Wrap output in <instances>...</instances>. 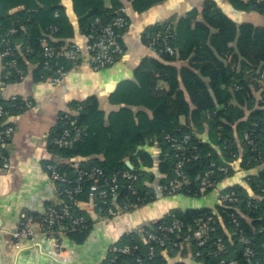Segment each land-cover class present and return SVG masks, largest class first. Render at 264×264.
<instances>
[{
	"label": "trees",
	"instance_id": "16d2710c",
	"mask_svg": "<svg viewBox=\"0 0 264 264\" xmlns=\"http://www.w3.org/2000/svg\"><path fill=\"white\" fill-rule=\"evenodd\" d=\"M166 1L0 0V55L8 53L0 56L2 81L19 83L28 74L29 65L35 67V82L54 78L57 67L72 71L81 60L62 58L57 66L46 68L51 61L45 57L44 47L61 51L77 35H100V29L110 24L122 8L130 6L135 14L142 15ZM221 1L245 19L234 20L216 0H203L199 10L173 14L143 29L141 43L152 48L157 59L144 58L134 68L133 80L119 82L105 97V102L118 108L107 119L101 110L102 101L95 96L72 102L70 111L59 115L51 137L53 156L67 160L103 156V161L81 162L84 170L97 168L102 175L96 177L97 182L94 178L84 179L83 192L77 195L79 202L88 201L91 186L103 188L117 176L121 184L119 198L126 197L137 208L153 204L160 195L152 187L155 176L151 169L156 167L161 176L157 187L162 197H170L163 188L174 178L176 164L181 161L190 184L176 196L200 199L211 195L210 189L204 194L199 191L201 179L209 170H213L212 180L219 184L222 194L236 195L229 203L217 197L219 204L214 208L171 209L142 231L122 237L114 245L128 246L131 251L126 255L108 252L103 264H138L137 259L142 264H166V255L188 253L194 264H264V0ZM126 20L125 28L116 29L123 36L130 24L128 16ZM167 47L172 54L165 50ZM123 50L125 53V46ZM1 104L11 115L28 108L20 98ZM65 115L82 134L70 148H58L54 139L64 128L73 127L71 122L65 125ZM169 139L180 142L182 148L175 150ZM147 148H156L158 159ZM236 162L241 171L255 173L243 184L227 185L235 175ZM53 163L74 180L67 165L50 160L44 163V169ZM220 168H226L227 174ZM124 171L137 176L135 194L119 176ZM73 214L83 215L86 222L83 228L65 233L63 240L80 245L91 234L94 221L84 212ZM208 218L213 230L205 245L199 247L197 241L187 240L196 230V223H205ZM173 220L183 224L181 231L163 233L158 229ZM147 232L165 237V246L145 244L142 238ZM241 238L250 241L252 256L243 255ZM218 240L224 250H219ZM150 246L154 247L152 258L148 257Z\"/></svg>",
	"mask_w": 264,
	"mask_h": 264
},
{
	"label": "crops",
	"instance_id": "0c3cea01",
	"mask_svg": "<svg viewBox=\"0 0 264 264\" xmlns=\"http://www.w3.org/2000/svg\"><path fill=\"white\" fill-rule=\"evenodd\" d=\"M202 1L167 0L142 15L135 14L130 6L125 7L130 24L124 36L125 53L120 61L110 68L93 70L89 64V54L85 51L86 39L77 35L74 41L83 50L81 63L59 84H53L50 80L35 82L33 65L28 66V74L19 83L6 84L2 81L3 68L0 58V96L5 99L13 96L25 98L30 102L29 108L12 115L6 121V124L13 126L14 132L4 147L9 168L5 171L0 169V264H61L45 255L48 242L42 236L38 235L32 242L20 245H14L11 236V231L24 216L43 217L49 207L59 203L54 184L44 169V163L58 159L51 152V137L59 115L69 112L72 102H80L91 96L102 101L101 110L105 119L116 112L118 108L105 102V97L114 91L119 82L133 80V70L144 58L157 59L155 53L141 43L140 35L143 29L164 21L173 14L184 15L193 8L199 10ZM216 1L234 20L245 19V15L241 17L239 13L232 12L221 0ZM125 109L137 111L134 108ZM147 152L157 159L160 156L156 148H147ZM74 159L83 162L92 159L103 161V156ZM234 170L235 175L228 179L227 185L243 184L245 178L255 173L241 171L237 162L234 164ZM151 172L155 176L152 187L158 189L157 184L161 176L156 167L151 169ZM170 201L174 204L169 205ZM218 204L217 195L214 193L200 199L166 197L163 201L134 209L114 219L95 220L93 230L84 243H67L72 252V261L68 264H103L112 245L118 243L125 235L139 232L146 225H151L171 209L186 210L202 206L214 208ZM165 259L166 264L195 262L189 253L173 257L166 255Z\"/></svg>",
	"mask_w": 264,
	"mask_h": 264
},
{
	"label": "built area",
	"instance_id": "2783aa9c",
	"mask_svg": "<svg viewBox=\"0 0 264 264\" xmlns=\"http://www.w3.org/2000/svg\"><path fill=\"white\" fill-rule=\"evenodd\" d=\"M127 11L126 8L119 10V13L114 20L100 29V35H89L86 39L85 51L89 54V64L95 71L106 69L114 66L124 56V36L116 31V29L125 28L127 25ZM147 49H153L146 47ZM169 54L173 51L167 47L165 49ZM82 48L75 42H67L61 51H54L52 48L45 46L44 54L49 61L46 63V68L52 69L57 66V60L66 59L71 62H76L82 59ZM7 52L1 54V57L7 55ZM13 66V65H12ZM71 71H67L64 67H57L55 69V77L49 79L53 84H59ZM17 97L2 98L1 102L12 101L15 102ZM24 106H30L28 99L20 98ZM0 102V169L7 170L9 168V162L6 154L4 153L5 145L11 140L14 128L12 125L6 124V121L12 116L11 113L4 108ZM65 125L68 122L73 124L72 128H64L62 134L54 139V144L58 148H70L74 142L80 137L82 132L74 126V121L70 120L69 116H64ZM172 142V146L175 150L182 148L180 142L177 143L175 139H169ZM184 143V142H183ZM67 160V159H62ZM70 161V160H69ZM81 160L75 162H69L66 165L71 169L74 180H72L65 172H59L58 167L55 163L47 164L45 166V173L48 178L53 182L59 199V208L49 207L46 214L40 221L35 220L32 216H24L18 226L11 233L14 245H20L25 241L32 242L38 235L42 236L51 243L50 254L54 260L60 263H69L72 261V254L68 248L67 243L63 240L64 234L67 232H73L79 228H83L86 219L83 215H75L74 211L84 212L88 217L95 222L96 221H107L114 219L118 216V213H128L130 210L136 209L138 205L136 203L129 202L126 197L119 198V186L117 176H113L109 182H107L103 188L94 184L90 187L88 201L79 202L77 195L83 192L82 182L85 178H94V182H97V176L102 175V171L97 168L91 170H84L81 167ZM60 165V164H59ZM220 171L225 175L227 174L226 168H220ZM213 170L207 171L200 182L199 191L204 194L207 189H210L212 193L222 202H234L235 194L233 192L222 194L219 184L212 180ZM120 178L125 183H128V190L132 193H136V180L137 176L130 172L124 171L119 174ZM70 184H73L69 187ZM190 184L187 177L183 172V162H178L174 171V178L165 186L163 189L168 191L169 196H176L183 187ZM160 189V188H158ZM161 192V189L159 190ZM138 202V199H136ZM210 219L207 222L202 223L201 221L196 223V230L193 231L191 236H187V240L197 241L199 247H203L206 242V238L210 231L213 229L210 227ZM163 233H174L179 232L183 229V224L178 220H173L169 225H161L159 228ZM145 244H156L159 246H165V237L157 236L154 233H144L142 238ZM188 241H186L187 243ZM240 242L243 244V255L250 257L253 255L251 249V243L246 238H241ZM219 250H224L221 241L218 240ZM116 245V244H115ZM112 245L109 252L112 254L126 255L131 249L128 246L118 247ZM133 249H136L134 247ZM199 254H196L198 256ZM154 256V247H149L148 257ZM138 264H142L141 259H137ZM219 264H224L221 261ZM235 264V263H231Z\"/></svg>",
	"mask_w": 264,
	"mask_h": 264
},
{
	"label": "water",
	"instance_id": "95a60500",
	"mask_svg": "<svg viewBox=\"0 0 264 264\" xmlns=\"http://www.w3.org/2000/svg\"><path fill=\"white\" fill-rule=\"evenodd\" d=\"M241 17H243V15H241ZM125 108H131V107H128V106H126ZM77 159H72V160H62V159H56V160H53V161H55L56 163H58V164H60V165H66L67 163H69V162H75ZM126 166L129 168V169H131L132 168V166H131V164L129 163V162H126ZM157 191H158V193H159V195H160V198H159V200H162L163 201V199H165L166 197H162V194H160V192H159V190L158 189H156ZM170 197H177V196H170ZM158 200V201H159ZM59 204V203H58ZM172 208H174V207H172ZM136 209H138V208H136ZM120 214H122V213H120ZM123 214H125V213H123ZM18 226V225H17ZM16 226V227H17ZM148 226H150V224L149 225H146L145 227H148ZM15 227V228H16ZM14 231V229L11 231V233ZM142 231V230H141ZM140 232V231H139ZM47 242H48V248H47V250H46V252H45V255H47L48 257H50V258H52V259H54L53 257H52V255L50 254V251H51V243H50V241H48L47 240ZM24 243H30V241H25V242H23V243H21V244H24ZM69 248V247H68ZM70 250V249H69ZM70 252H71V250H70ZM71 254H72V252H71ZM56 261V260H55ZM58 262V261H57ZM58 263H60V262H58ZM61 264H68V263H61Z\"/></svg>",
	"mask_w": 264,
	"mask_h": 264
},
{
	"label": "rangeland",
	"instance_id": "374dc122",
	"mask_svg": "<svg viewBox=\"0 0 264 264\" xmlns=\"http://www.w3.org/2000/svg\"><path fill=\"white\" fill-rule=\"evenodd\" d=\"M247 20H249V17H247ZM259 21H260V20H258V22H259ZM170 203H171V204H174V202H172V201L169 202V205H170ZM180 207H183V206L180 205Z\"/></svg>",
	"mask_w": 264,
	"mask_h": 264
},
{
	"label": "flooded vegetation",
	"instance_id": "af4514ba",
	"mask_svg": "<svg viewBox=\"0 0 264 264\" xmlns=\"http://www.w3.org/2000/svg\"><path fill=\"white\" fill-rule=\"evenodd\" d=\"M110 249V248H109Z\"/></svg>",
	"mask_w": 264,
	"mask_h": 264
}]
</instances>
